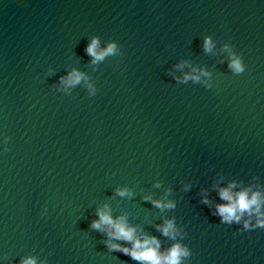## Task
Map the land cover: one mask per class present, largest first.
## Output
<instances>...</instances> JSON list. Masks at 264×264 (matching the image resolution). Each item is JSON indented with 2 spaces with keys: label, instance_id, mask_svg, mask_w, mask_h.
<instances>
[{
  "label": "water",
  "instance_id": "obj_1",
  "mask_svg": "<svg viewBox=\"0 0 264 264\" xmlns=\"http://www.w3.org/2000/svg\"><path fill=\"white\" fill-rule=\"evenodd\" d=\"M232 183L264 193V0H0V264H141L105 208L181 264H264V227L216 214Z\"/></svg>",
  "mask_w": 264,
  "mask_h": 264
},
{
  "label": "clouds",
  "instance_id": "obj_2",
  "mask_svg": "<svg viewBox=\"0 0 264 264\" xmlns=\"http://www.w3.org/2000/svg\"><path fill=\"white\" fill-rule=\"evenodd\" d=\"M99 40L94 38L87 47V52L95 57L96 60L103 59L105 55L114 53L116 45L110 44L103 51H97ZM213 43L211 38H206L205 49L211 50ZM234 71H244V65L240 57H234L229 65ZM195 71V70H194ZM82 78V73L73 71L68 83H78ZM199 79V76H193ZM185 80L189 79V75H185ZM235 183L229 184L226 188L219 190L221 200L225 203L216 206V214L221 216L222 222L231 223L233 221L239 223L245 213L248 219L244 221L245 228L264 227V193L259 190L253 191L251 188H245L238 192H234ZM121 195L125 194V190L120 191ZM157 207H174L172 201H154ZM207 203V199H205ZM255 214L256 222L252 224V216ZM98 219L92 222V227L96 229H106L109 237V247L131 256L133 260L140 261L141 264H181L182 258L189 255V250L180 243H175L166 252L160 251V241L154 236H139L135 226L128 223L126 216L114 218L111 211L107 208L98 211ZM164 235L175 239L177 229L173 220H166L162 226H158ZM113 240H122L128 242L131 246L113 243ZM21 264H37L35 257H27L22 259Z\"/></svg>",
  "mask_w": 264,
  "mask_h": 264
}]
</instances>
